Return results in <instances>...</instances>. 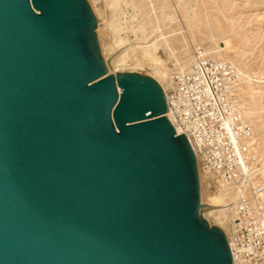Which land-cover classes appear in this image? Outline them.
Masks as SVG:
<instances>
[{"label":"water","instance_id":"95a60500","mask_svg":"<svg viewBox=\"0 0 264 264\" xmlns=\"http://www.w3.org/2000/svg\"><path fill=\"white\" fill-rule=\"evenodd\" d=\"M87 0H0V264H233L159 83L108 75Z\"/></svg>","mask_w":264,"mask_h":264},{"label":"built area","instance_id":"2783aa9c","mask_svg":"<svg viewBox=\"0 0 264 264\" xmlns=\"http://www.w3.org/2000/svg\"><path fill=\"white\" fill-rule=\"evenodd\" d=\"M235 65L197 53L171 77L165 93L169 121L189 141L206 189L224 193L223 227L233 264H264V164L253 129L236 105ZM164 91V90H163Z\"/></svg>","mask_w":264,"mask_h":264},{"label":"rangeland","instance_id":"374dc122","mask_svg":"<svg viewBox=\"0 0 264 264\" xmlns=\"http://www.w3.org/2000/svg\"><path fill=\"white\" fill-rule=\"evenodd\" d=\"M87 1L97 19L96 39L103 60L111 56L110 48L120 38L127 44H136L141 39L152 36L159 39L162 36L168 37L167 47L160 46L158 54L155 55L158 64L145 61L137 65L138 62L135 61L139 57H135L129 60V66L119 69L117 73H114V69L109 72L107 69L108 75L139 74L154 79L162 89L168 90L171 87L172 75L187 69L197 53L214 57L217 45L226 47L223 38L224 34H227L235 50L240 48L239 55L234 50L229 51L227 56L231 59L236 57V60L240 57L239 60L247 65L249 72H257L261 77L253 82L255 99L262 106L264 116V0ZM158 71L162 73L159 74ZM238 84V88L247 89V84ZM260 135H263L262 130ZM199 172L202 179V207L211 204L224 208L227 197L222 199L225 196L223 193L208 191L205 186L207 176L200 169ZM216 213L218 212H215L212 218L201 214L199 209L201 220L210 227L218 228L217 218L221 214Z\"/></svg>","mask_w":264,"mask_h":264},{"label":"bare ground","instance_id":"6f19581e","mask_svg":"<svg viewBox=\"0 0 264 264\" xmlns=\"http://www.w3.org/2000/svg\"><path fill=\"white\" fill-rule=\"evenodd\" d=\"M167 38L168 37L162 36L161 39H159L158 37L152 36L151 38H143L136 44H130V43L127 44V42L124 39L120 38L115 43V45L112 48H110L111 56L106 57L104 60L106 69H108V72L114 69L115 71L114 73H117L119 69H124L125 67L129 66V60L134 59L135 57H139L135 61V62H138L137 65L145 61L158 64V60L155 55L158 54V51L160 50V46L167 47L168 45ZM223 41L226 47L223 48L217 45L216 51H214L213 53L215 54L214 58L222 60V61L230 62L233 65H235L237 74L239 77V83L241 82V83L247 84L246 90H244V88H237L236 105L240 110L241 116L250 124L251 128L253 129L254 134H253V139H252V147H253V150L256 153H258L259 157L261 155L260 159L264 163V116L262 115V108H261L262 106L259 104V101L255 99V94H254L255 88H254V82H253L254 79H260L261 77H259V75L256 74L257 72L255 73L249 72V70L247 69V65L243 64L239 60L240 57L236 60V57L235 59H231L229 56H227L228 52L234 51L235 48L232 46L227 34H224ZM107 51H109V49ZM235 51H236V54L239 55L238 53H240V48ZM185 70L186 69L180 70V71L183 72ZM158 73L161 74L162 72L160 73V71H158ZM164 92L166 93L167 90H164ZM166 117L167 118L170 117L169 112H167ZM261 130H262L263 135H260ZM199 180L201 184L202 182L201 173L199 174ZM225 197L227 196H223L222 199H225ZM228 202L229 201L227 197L224 208H217L215 206H212L211 204L203 208L202 206H204V203H203V194H202L201 195V207L202 208H200V212L201 214L204 213L208 217L209 216L212 217L214 216L215 212H218L216 214H221V215H219V217L218 218L216 217V218L218 219L219 227H223L222 217L224 215V210L226 209V206H228Z\"/></svg>","mask_w":264,"mask_h":264}]
</instances>
